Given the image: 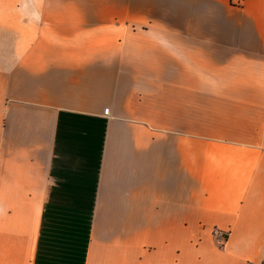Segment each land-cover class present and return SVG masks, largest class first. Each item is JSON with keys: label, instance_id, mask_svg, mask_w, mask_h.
I'll return each mask as SVG.
<instances>
[{"label": "crops", "instance_id": "obj_1", "mask_svg": "<svg viewBox=\"0 0 264 264\" xmlns=\"http://www.w3.org/2000/svg\"><path fill=\"white\" fill-rule=\"evenodd\" d=\"M0 264H264V0H0Z\"/></svg>", "mask_w": 264, "mask_h": 264}, {"label": "built area", "instance_id": "obj_2", "mask_svg": "<svg viewBox=\"0 0 264 264\" xmlns=\"http://www.w3.org/2000/svg\"><path fill=\"white\" fill-rule=\"evenodd\" d=\"M231 2L235 6H242L244 4L245 0H231ZM104 111L106 114H108L110 111V108L107 107V108H105ZM213 235H214L216 243L219 246H223L226 243L227 235H228L227 232L223 231L222 229H220L218 227H215L213 229Z\"/></svg>", "mask_w": 264, "mask_h": 264}]
</instances>
